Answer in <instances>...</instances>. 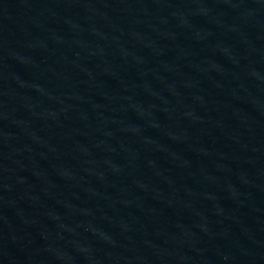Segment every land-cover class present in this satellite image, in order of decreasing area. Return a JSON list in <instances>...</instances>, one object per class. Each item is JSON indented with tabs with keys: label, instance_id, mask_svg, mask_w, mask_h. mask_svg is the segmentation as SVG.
<instances>
[{
	"label": "water",
	"instance_id": "obj_1",
	"mask_svg": "<svg viewBox=\"0 0 264 264\" xmlns=\"http://www.w3.org/2000/svg\"><path fill=\"white\" fill-rule=\"evenodd\" d=\"M0 264H264V0H0Z\"/></svg>",
	"mask_w": 264,
	"mask_h": 264
}]
</instances>
